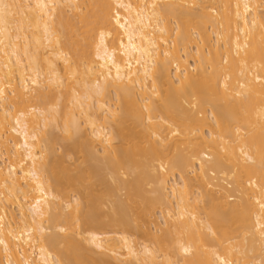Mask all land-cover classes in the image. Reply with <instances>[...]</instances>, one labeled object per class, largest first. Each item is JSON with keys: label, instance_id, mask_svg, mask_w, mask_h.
Instances as JSON below:
<instances>
[{"label": "bare ground", "instance_id": "1", "mask_svg": "<svg viewBox=\"0 0 264 264\" xmlns=\"http://www.w3.org/2000/svg\"><path fill=\"white\" fill-rule=\"evenodd\" d=\"M0 264H264V0H0Z\"/></svg>", "mask_w": 264, "mask_h": 264}, {"label": "rangeland", "instance_id": "2", "mask_svg": "<svg viewBox=\"0 0 264 264\" xmlns=\"http://www.w3.org/2000/svg\"><path fill=\"white\" fill-rule=\"evenodd\" d=\"M54 129H55V128H54ZM54 129H53V130H54ZM53 130H52V131H53ZM60 132H61L60 130L55 129V130L53 131V133H52V134L55 136V138L53 137V138H54V139H53V142H54V140H55V142H56V144L54 143V145H55V146H54V148H55V149H54L55 152H54V151H53V152L56 153L55 156L58 157V153L60 154V151L62 150L61 152L65 153V156H66L65 159H67L66 162L64 163V165H65V166H68V167H72V166H70L72 163H71L70 165H69V163L72 162V161H74L73 158L75 157V155H74V157H72V160H71L70 157H71L72 155H68V156H70V157H68V156H67V154H69V153H67L68 151L66 150V151H67V152H66L65 150H63L64 145H66V146L68 147L67 144H69V143H68V141H67L68 139L65 140V138H62V135H61L62 132H61V133H60ZM53 135H51V136H53ZM61 146H63V147H61ZM66 153H67V154H66ZM53 155H54V154H53ZM79 155H80V154L77 153V156H79ZM51 156H52V155H51ZM53 158H54V157H53ZM68 158H69V159H68ZM76 158H77V157H76ZM70 160H71V161H70ZM58 161H60V160H58ZM147 189H148V186H147ZM62 190H63V191H68V190H69V187H68L67 185H63V186H62ZM70 192H72V191L69 190V193H70ZM122 192H123V191H122ZM70 194H73V195H74L75 192H74V193H70ZM70 194H69V195H70ZM120 195H121V193H120ZM70 196H71V195H70ZM122 197H123V196H122ZM102 207H104V208H103L104 211L107 210V208H106L107 206L102 205ZM102 207H100V208H102ZM105 209H106V210H105ZM99 211H100V210H98V212H99ZM102 211H103V210L101 209V212H102ZM157 214H158V213H157ZM156 216H157V215H156ZM149 225H150V228H152L153 230L155 229L154 227H157V225H155L154 223H152V225H151V224H149ZM136 240L139 241V242H140V241H143V240H144V237H143L142 235H137Z\"/></svg>", "mask_w": 264, "mask_h": 264}]
</instances>
